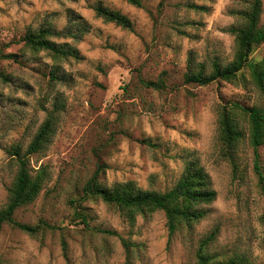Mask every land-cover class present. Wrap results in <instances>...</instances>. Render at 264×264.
<instances>
[{"label": "rangeland", "instance_id": "1", "mask_svg": "<svg viewBox=\"0 0 264 264\" xmlns=\"http://www.w3.org/2000/svg\"><path fill=\"white\" fill-rule=\"evenodd\" d=\"M141 1L135 7L125 0H0V52L18 55L0 61L12 78L0 81V212L18 171L7 149L18 145L25 151L56 98L63 103L51 144L31 157L32 168L47 167L49 178L38 198L15 213L20 223L44 221L56 229L32 236L5 224L2 264H196L200 242L214 229L218 235L208 251L216 259L264 264V184L254 170L249 123L242 120L247 137L236 171L223 156L219 134L222 106L264 107V93L248 70L235 82L206 86L184 78L189 59L207 70L215 58L225 65L234 61L235 38L226 30L242 20L231 12L247 9L252 0ZM98 2L127 15L134 30L99 18L93 10ZM78 18L72 29L77 38L53 39L78 48L83 59L61 62L66 78L53 81L54 59L21 39L29 30H62ZM251 58L264 59V43ZM161 78L164 91L140 82ZM259 154L264 175V145ZM191 160L209 174L217 199L204 207V220L174 235L162 211L139 215L131 224L118 209L85 193L97 173L106 186L133 181L142 190L166 192ZM76 206L92 226L116 235L87 230L73 217Z\"/></svg>", "mask_w": 264, "mask_h": 264}, {"label": "trees", "instance_id": "2", "mask_svg": "<svg viewBox=\"0 0 264 264\" xmlns=\"http://www.w3.org/2000/svg\"><path fill=\"white\" fill-rule=\"evenodd\" d=\"M135 7H141V0H125ZM93 10L99 18L108 23L116 24L124 29L133 31L134 23L125 14L111 9L98 2ZM263 12V0H252L245 10H234L231 14L242 20V24L233 25L226 31L234 36L236 42V55L233 62L223 64L215 58L211 69L207 70L204 64H197L189 59L185 82L206 86L218 81L235 82L240 78L243 71L248 70L251 81L258 91L264 93V59L251 58L255 48L264 43V28L260 27V18ZM80 18L76 22H70L62 30L53 27H43L38 30H29L21 39L24 45L34 52H46L55 61L49 76L53 81L62 82L66 78L63 72V61L69 59L81 60L78 48L69 43H58L53 38L78 37L72 32L74 26H78ZM17 54H3L0 52V61L16 58ZM11 76L0 69V81L11 82ZM141 84L147 89L164 91L166 83L163 78L152 81L141 79ZM63 103L56 98L53 108L48 111L47 117L36 132L34 138L23 151L21 146H13L7 149V153L18 166L17 175L10 188L9 201L0 212V232L5 224L18 228L25 233L35 236L47 229L54 230V226L40 221L36 226L23 224L15 219V213L20 208L32 204L40 195L46 181L49 178L47 167L34 170L31 166V157L42 153L52 142L57 133L60 114ZM242 120L249 123V142L254 153V170L261 187L264 184V175L260 165L259 149L264 145V107L245 106L238 102H230L222 106L219 115V134L222 153L238 170L237 154L239 146L245 141L247 133L242 128ZM98 174V173H97ZM95 175L86 186L85 193L88 198L100 199L105 204L118 209L131 224L136 223L137 216H147L157 211L164 212L170 235H174L183 225L191 227L193 224L204 220L208 212L204 208L217 199V192L212 187V182L206 170L196 161L186 163L184 173L177 185L166 192L145 191L133 181L116 183L106 186L100 183L99 174ZM73 217L87 230L114 236L116 232L94 227L91 225L89 214L79 206L74 207ZM218 229L210 232L199 244L196 264H252L245 258H229L218 260L212 256L208 249L216 240ZM66 252V242L63 241ZM0 264H2L0 257Z\"/></svg>", "mask_w": 264, "mask_h": 264}]
</instances>
